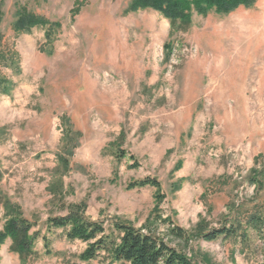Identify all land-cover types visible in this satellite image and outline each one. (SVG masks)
I'll use <instances>...</instances> for the list:
<instances>
[{
    "label": "rangeland",
    "instance_id": "rangeland-1",
    "mask_svg": "<svg viewBox=\"0 0 264 264\" xmlns=\"http://www.w3.org/2000/svg\"><path fill=\"white\" fill-rule=\"evenodd\" d=\"M132 2L0 0V232L23 216L37 235L25 260L7 238L0 264H124L48 230L77 204L194 264H264V0L187 27ZM20 7L52 25L16 30ZM147 177L160 187L130 186Z\"/></svg>",
    "mask_w": 264,
    "mask_h": 264
},
{
    "label": "trees",
    "instance_id": "trees-1",
    "mask_svg": "<svg viewBox=\"0 0 264 264\" xmlns=\"http://www.w3.org/2000/svg\"><path fill=\"white\" fill-rule=\"evenodd\" d=\"M255 0H133L129 9L153 8L162 12L170 19L172 27L180 25L187 27L191 24L192 12L195 10L206 15L211 10L218 13H230L239 7H251ZM36 25H52L49 21L38 16L25 7L17 11L15 29L20 32H30ZM51 31V29L49 30ZM49 36V33H48ZM9 83L0 78V90L7 91ZM2 172L0 170V179ZM131 187H160L155 178L147 177L130 184ZM255 220V217L252 218ZM35 223L23 216L9 219L0 232V244L7 238L12 240L11 249L25 260L35 254L34 242L37 235H30ZM48 230L62 229L69 240H82L87 243L82 258H96L102 251L107 252L116 261L124 264H194L186 254L169 245L164 238L143 229L118 222L111 233H106L104 224L100 221L85 217V208L81 204L71 207L65 215L50 216L47 219ZM235 233L234 228H213L201 234L205 240H215L219 237H229ZM171 234L181 240L191 238L190 234L180 227H173ZM48 247L51 243L47 236L42 237Z\"/></svg>",
    "mask_w": 264,
    "mask_h": 264
}]
</instances>
